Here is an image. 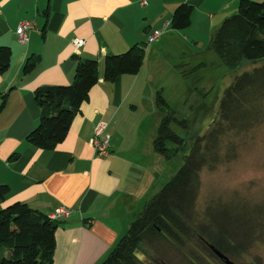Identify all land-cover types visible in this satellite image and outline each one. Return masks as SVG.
<instances>
[{
	"label": "crops",
	"instance_id": "crops-1",
	"mask_svg": "<svg viewBox=\"0 0 264 264\" xmlns=\"http://www.w3.org/2000/svg\"><path fill=\"white\" fill-rule=\"evenodd\" d=\"M239 1L0 0V46L11 50L10 67L0 75V185L9 187L1 206L21 202L44 214L58 207L70 211L55 232L53 264H100L140 214L154 178L144 170L136 172L135 156L122 128L142 101L148 100L150 108L154 102L152 57L161 46L207 44L208 51L211 37L235 14ZM181 4L193 7L191 22L186 29L173 30L172 15ZM24 20L33 21L35 27L28 42L21 44L15 31ZM200 25L204 37L190 38V29ZM157 30L161 36L147 45V38ZM75 39L83 41L77 52ZM133 45L144 47L140 71L105 81L104 58ZM32 56L38 58L37 64L24 74L23 66ZM78 58L98 61V83L66 138L53 150L35 148L26 141L40 119L34 91L71 84ZM257 64L263 65L264 59ZM154 112L160 117L157 109ZM101 123L110 136L106 157L97 156L90 143Z\"/></svg>",
	"mask_w": 264,
	"mask_h": 264
},
{
	"label": "trees",
	"instance_id": "trees-1",
	"mask_svg": "<svg viewBox=\"0 0 264 264\" xmlns=\"http://www.w3.org/2000/svg\"><path fill=\"white\" fill-rule=\"evenodd\" d=\"M193 7L177 6L171 19L173 30L190 25ZM209 50L217 55L231 71L244 61L258 63L264 59V0H240L235 14L226 18L209 42ZM144 47L133 45L124 53L108 55L103 60V78L113 82L123 75H136L143 64ZM37 57L25 62L22 72L31 73ZM11 50L0 46V75L10 67ZM98 61L79 59L73 81L69 85L44 86L34 91L40 110L38 126L29 132L26 141L35 148L53 150L65 138L80 107L89 98L90 90L98 83ZM4 100V98H3ZM4 103V101H3ZM155 106L160 122L152 146L156 154L167 161L183 156L184 163L143 207L106 258L100 264H138L140 250H152L166 235L177 239L187 236L192 228L193 213L199 189L200 172L216 167L224 158L235 156L234 140L249 134L264 120V64L235 76L225 90L218 112L203 135L183 138L171 128L173 124L188 130L190 122L176 116L173 109L157 92ZM9 187L0 185V264H53L56 246L55 232L60 220L51 221L47 214L15 202L1 207ZM218 217H227L230 229L220 228ZM212 224L202 225L207 241L221 252L228 253V243L236 241L238 219L229 217L228 210L213 212ZM251 220L242 213L240 222L248 226Z\"/></svg>",
	"mask_w": 264,
	"mask_h": 264
},
{
	"label": "rangeland",
	"instance_id": "rangeland-1",
	"mask_svg": "<svg viewBox=\"0 0 264 264\" xmlns=\"http://www.w3.org/2000/svg\"><path fill=\"white\" fill-rule=\"evenodd\" d=\"M203 33L201 25L194 26L189 36L203 38ZM185 47L186 50L183 49ZM206 48L207 44L200 47L183 44L181 49L161 46L157 55L152 57L151 88L155 96L160 91L175 109L176 116L190 122L188 130L176 124L171 126L183 138L203 135L214 120L224 92L235 76L258 65L244 61L231 71ZM155 96L151 108L148 100L142 101L137 114L124 121L123 135L119 133L125 137L128 148L133 150L136 172L144 170L147 177L154 178L145 202L151 200L179 170L184 163L183 156L189 152L187 147L170 161L153 152L152 143L160 122L159 115L154 112ZM234 143V157L229 160L223 158L216 167H206L200 172L189 234L177 239L166 235L155 243L152 250H140L138 264H154V258L166 264H224L210 254L205 243L207 238L201 231L202 225L212 224L208 218L213 212L223 210H228L229 217L235 215L244 227L243 231L237 230L236 241L229 242L230 259L236 264H264V120L249 134L236 138ZM142 206L139 212L143 210ZM242 213L251 220L249 227L240 222ZM216 220L220 228L230 229L235 236L227 217Z\"/></svg>",
	"mask_w": 264,
	"mask_h": 264
},
{
	"label": "built area",
	"instance_id": "built-area-1",
	"mask_svg": "<svg viewBox=\"0 0 264 264\" xmlns=\"http://www.w3.org/2000/svg\"><path fill=\"white\" fill-rule=\"evenodd\" d=\"M142 5H145V1L141 2ZM35 27V24L33 21L24 20L21 21L15 31V34L17 36L18 42L21 44H25L28 42V33L33 30ZM162 31L157 30L154 31L149 37L147 38L146 44L150 45L158 40V38L161 36ZM83 44V41L81 39H75L73 41V46L75 51L77 52L81 45ZM105 125L99 124L96 126L93 137L90 141L91 145L93 146L97 156L99 157H106L109 154V147H110V136L106 133H104ZM70 214V211L67 208L64 207H58L52 212L47 214V217L51 221H57L60 219L67 218Z\"/></svg>",
	"mask_w": 264,
	"mask_h": 264
},
{
	"label": "flooded vegetation",
	"instance_id": "flooded-vegetation-1",
	"mask_svg": "<svg viewBox=\"0 0 264 264\" xmlns=\"http://www.w3.org/2000/svg\"><path fill=\"white\" fill-rule=\"evenodd\" d=\"M206 243V245H207V249H209V252H210V254L213 256V257H216L217 259H219L222 263H224V264H226V262L223 260V259H221V258H219L218 256H217V254H216V252H215V250H217L218 252H220L222 255H224V256H226L230 261H232L231 259H230V255H229V248H228V253H224V252H221L216 246H214V245H212L211 243H209L208 241H206L205 242ZM230 243H228V245H229ZM214 249H213V248ZM154 261H155V263L154 264H166V263H164L163 261H161L160 259H157V258H154ZM233 262V261H232ZM235 263V262H234ZM236 264V263H235Z\"/></svg>",
	"mask_w": 264,
	"mask_h": 264
},
{
	"label": "water",
	"instance_id": "water-1",
	"mask_svg": "<svg viewBox=\"0 0 264 264\" xmlns=\"http://www.w3.org/2000/svg\"><path fill=\"white\" fill-rule=\"evenodd\" d=\"M213 248V247H212ZM214 249V248H213ZM217 256L221 259H223L226 264H235L234 262L230 261L226 256L222 255L220 252H218L217 250H215Z\"/></svg>",
	"mask_w": 264,
	"mask_h": 264
}]
</instances>
